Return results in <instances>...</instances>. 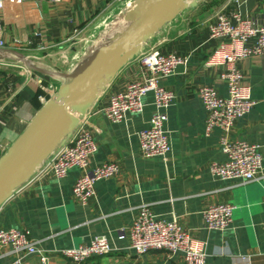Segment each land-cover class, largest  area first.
I'll return each instance as SVG.
<instances>
[{
	"label": "crops",
	"instance_id": "crops-1",
	"mask_svg": "<svg viewBox=\"0 0 264 264\" xmlns=\"http://www.w3.org/2000/svg\"><path fill=\"white\" fill-rule=\"evenodd\" d=\"M133 1L3 0L0 156L65 80V76L52 73L71 72L85 56L76 59L75 44ZM213 1L198 0L144 41L139 54L102 86L80 119L79 125L89 130L97 144L86 170L114 160L119 173L98 180L95 193L82 206L72 196V186L83 170L72 167L61 179L37 171L0 205V229L28 230L36 245L48 254V264H73L59 249L88 243L95 235L106 236L112 250L82 264H184L180 254L169 255L163 250L136 254L129 248L128 228L138 206L148 204L156 217L175 218L191 236L205 242L206 264H264V55L248 56L237 63L242 82L250 86L256 104L236 120L230 134L259 145L263 168L258 178L249 182L220 180L208 170L211 162L226 158L220 147V130L214 127L205 133L206 112L197 93L199 86L212 84L220 95H226V85L219 78L224 67L205 64L217 43L209 37V18L229 0L218 4ZM233 9L264 21V0L231 2L226 12ZM14 39L21 44H12ZM151 47L188 56L185 66H177L173 74L159 82L174 93L166 109L164 128L171 151L165 159L144 157L139 149L138 132L148 125L153 111L152 91L143 96L142 111L128 114L124 121L112 123L102 111L113 92L147 74L139 57ZM13 51L24 54L30 62L40 56L41 63L32 64L42 72L17 58ZM54 55H63L71 63L61 61L63 64L57 65L58 58L51 64L43 60ZM216 202L234 206L232 224L225 230H208L204 225L203 210ZM122 230L125 236L119 238ZM13 259L8 248L0 246V264H11ZM22 264L40 262L37 255H30Z\"/></svg>",
	"mask_w": 264,
	"mask_h": 264
},
{
	"label": "built area",
	"instance_id": "built-area-1",
	"mask_svg": "<svg viewBox=\"0 0 264 264\" xmlns=\"http://www.w3.org/2000/svg\"><path fill=\"white\" fill-rule=\"evenodd\" d=\"M237 1L229 0L224 3L211 15L208 23L209 37L217 43L205 64L224 67L219 78L226 85V95H220L212 84L199 86L197 93L206 112L205 133L209 134L214 127L219 128L220 147L226 156L222 162H211L208 166L209 173L220 180L243 183L258 178L263 165L258 144L232 138L230 135L236 120L242 118L256 104L251 96L250 86L242 82L243 76L237 63L248 56L264 55V21L258 22L236 9L226 12L231 2ZM3 4V0H0V50L5 47L1 18ZM12 44L20 45L21 42L14 39ZM139 60L147 74L142 80L130 81L123 89L113 92L102 111L112 123L124 121L128 114L142 111V98L148 91H152L153 111L148 125L138 132L139 149L144 157L165 159L171 151L168 134L164 128L167 120L166 109L172 103L174 93L159 82L173 74L177 66H185L188 56L174 52L162 53L151 47L141 53ZM79 123L33 174L37 171L51 173L55 178L61 179L72 167L83 170L73 183L72 196L79 204L85 206L95 193V183L117 175L120 167L116 161L107 160L90 171L86 170L88 160L97 150V144L89 130ZM233 209L234 206L230 203L208 204L203 210L205 227L208 230L229 228L233 221ZM29 235L28 230L1 228L0 246L7 247L8 252L13 254L11 264H22L23 259L30 255H37L40 264H48V254L39 248ZM127 235L129 248L136 254L163 250L169 255L180 254L184 264H206L205 242L191 236L175 218L164 220L156 217L148 204L138 206ZM124 236L123 230L118 232L119 238ZM111 250L106 236L95 235L88 243L59 249V253L73 264H82L91 257L107 254Z\"/></svg>",
	"mask_w": 264,
	"mask_h": 264
},
{
	"label": "water",
	"instance_id": "water-1",
	"mask_svg": "<svg viewBox=\"0 0 264 264\" xmlns=\"http://www.w3.org/2000/svg\"><path fill=\"white\" fill-rule=\"evenodd\" d=\"M197 1L135 0L124 12L130 22L125 31L91 49L71 72H56L65 76V80L0 156V205L73 132L102 86L139 54L142 43ZM13 52L34 70L42 72L24 54Z\"/></svg>",
	"mask_w": 264,
	"mask_h": 264
},
{
	"label": "rangeland",
	"instance_id": "rangeland-1",
	"mask_svg": "<svg viewBox=\"0 0 264 264\" xmlns=\"http://www.w3.org/2000/svg\"><path fill=\"white\" fill-rule=\"evenodd\" d=\"M130 1H132V0H130ZM124 10H125V6L118 13H116L114 16H112L105 24H103L94 33H92L91 36H89L90 35L89 34V35H86V36H84L82 38L80 37L81 39L79 41L77 40L78 43L75 44V46L77 48L76 49V51H77L76 52L77 53L76 54V57H77L76 59H80L81 56H84V55L88 54L89 51L94 48L95 39L97 37H99V35L106 30L107 26H109L112 23V21L116 18V16L118 14H120V13H123ZM57 58H58V60H56V62H55V64H57V65L61 64L62 63L61 61H63L64 64H67L66 61H69L68 64L71 63V60H67V58H65V56H63V55L60 56V57L58 55L46 56L43 60H46L47 63L51 64L53 59H57ZM29 61H30V58H29ZM32 61L35 62V63H38V62L41 63L42 60L40 59V56H35V58H31V63H32ZM57 65H55V66H57ZM53 68H54V66H53ZM59 69H60V67H55V70H59ZM61 69H64V68H61ZM40 85L42 87H45V88L47 87V83H45V82H40Z\"/></svg>",
	"mask_w": 264,
	"mask_h": 264
},
{
	"label": "bare ground",
	"instance_id": "bare-ground-1",
	"mask_svg": "<svg viewBox=\"0 0 264 264\" xmlns=\"http://www.w3.org/2000/svg\"><path fill=\"white\" fill-rule=\"evenodd\" d=\"M187 1H192V0H187ZM134 3H135V0L132 3L127 4V6L125 7V10L132 7L134 5ZM125 10H124V12H125ZM124 12L118 14L116 16V18L112 21V23L109 26H107L106 30L100 34V36L94 42V44H95L94 47H97L100 44L104 43L112 35L121 33L128 28L130 22L128 19H126L124 17ZM52 74L54 76H58V77L62 76L56 72H53ZM75 114L77 115L78 113H75Z\"/></svg>",
	"mask_w": 264,
	"mask_h": 264
},
{
	"label": "trees",
	"instance_id": "trees-1",
	"mask_svg": "<svg viewBox=\"0 0 264 264\" xmlns=\"http://www.w3.org/2000/svg\"><path fill=\"white\" fill-rule=\"evenodd\" d=\"M223 0H214L213 1V4H218V3H220V2H222ZM40 91H37V93H39ZM37 95V94H36Z\"/></svg>",
	"mask_w": 264,
	"mask_h": 264
}]
</instances>
